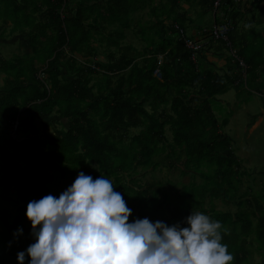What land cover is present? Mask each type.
Masks as SVG:
<instances>
[{
    "label": "trees",
    "instance_id": "16d2710c",
    "mask_svg": "<svg viewBox=\"0 0 264 264\" xmlns=\"http://www.w3.org/2000/svg\"><path fill=\"white\" fill-rule=\"evenodd\" d=\"M216 1L0 0V51L16 49L0 55V264H19L18 253L36 242L28 203L59 198L80 172L112 181L132 210L129 223L148 218L187 227L186 218L199 211L226 230L221 243L230 264H264V194L253 195L211 106L243 81L264 101V0H221L214 10ZM195 7L197 15L211 12L212 27L230 26L227 42L197 30L235 50L223 74L199 62L204 44L192 59L180 39L176 26L197 41L185 35ZM142 12L145 25L133 20ZM249 15L257 25L242 32ZM36 119L44 122L41 137L29 134L37 132ZM164 166L189 182L167 189L144 181L146 172Z\"/></svg>",
    "mask_w": 264,
    "mask_h": 264
},
{
    "label": "clouds",
    "instance_id": "9594fccd",
    "mask_svg": "<svg viewBox=\"0 0 264 264\" xmlns=\"http://www.w3.org/2000/svg\"><path fill=\"white\" fill-rule=\"evenodd\" d=\"M254 122V121H253ZM110 179L80 172L59 198L28 203L35 243L19 264H230L222 224L199 211L168 226L148 218L129 223L132 210ZM42 226V227H41ZM22 233V229L20 230Z\"/></svg>",
    "mask_w": 264,
    "mask_h": 264
},
{
    "label": "rangeland",
    "instance_id": "374dc122",
    "mask_svg": "<svg viewBox=\"0 0 264 264\" xmlns=\"http://www.w3.org/2000/svg\"><path fill=\"white\" fill-rule=\"evenodd\" d=\"M198 11L196 7L191 10V15L189 17H191L192 25L188 26V23L185 25V35L187 36L192 34L193 29H211L212 27L213 16L211 12H202L197 15L196 13ZM133 20L134 22L140 20V23L145 25V22L148 21V16L146 12H142L141 14L137 13L133 16ZM127 35L129 41L133 45L139 49L142 47L131 32ZM15 40L16 38L13 40L11 39L10 42H15ZM6 43H9V41ZM14 52H16L15 47L6 45V47L0 51V55L7 58ZM103 57V54H100L98 59L102 61L104 60ZM229 57H232L229 52L221 57L224 58L222 59L224 64H231ZM241 67L243 68V65H241ZM212 68L217 72L215 67L212 66ZM241 73L243 75V80H245V74L242 71ZM3 83V77L1 75L0 87ZM259 94L260 93H253L248 90L243 81L238 87L233 85L230 86L226 94L217 96L211 103L218 122L225 125L224 131L227 136L230 137L232 147L246 170L249 179L247 184L252 188L253 195L255 193H259L260 195L264 194V101H262ZM252 119H255V121L253 122ZM34 127L37 132L29 134L41 137V132L44 131L43 119L34 120ZM51 132L52 128L49 129L48 133ZM144 175V181H161L165 183L167 189L177 182L188 183L190 180L189 176L181 177L179 170L170 169L165 166L153 173L146 172ZM252 181L253 183H251ZM13 191L14 190H12V192ZM260 203L264 207V201ZM215 206L220 210L226 209L225 206L219 202H216ZM251 260L253 263H257L260 258L256 254H252Z\"/></svg>",
    "mask_w": 264,
    "mask_h": 264
},
{
    "label": "crops",
    "instance_id": "0c3cea01",
    "mask_svg": "<svg viewBox=\"0 0 264 264\" xmlns=\"http://www.w3.org/2000/svg\"><path fill=\"white\" fill-rule=\"evenodd\" d=\"M236 1H240V0H236ZM253 1H250V4ZM184 9H187L186 5H183ZM260 8V17H261V23H262V27H263V33H264V2L259 6ZM191 15V12H189L187 14L188 18ZM255 16V14H254ZM255 17H251V15H249V18L247 19L246 16H244L243 20L240 22V29L243 32V30H248L250 27H254L257 25V19H254ZM250 22V23H249ZM249 23V24H248ZM257 28V27H256ZM261 28V25L258 27V29ZM198 29H193L192 30V34L191 37H193L195 40L200 41L201 44L205 45V48L203 51H201L199 53V62L204 63L206 65L209 66H213L215 67V69L217 70V72L220 73H224L227 71V68H229L226 64L223 63L224 58H221L222 56H225L226 53H228V51L223 48V46L221 47L220 45H217L216 42H212L209 38V35H203V36H199L197 35V31ZM223 49V51H222ZM222 55V56H221ZM220 57V59H219ZM203 64V65H204Z\"/></svg>",
    "mask_w": 264,
    "mask_h": 264
},
{
    "label": "built area",
    "instance_id": "2783aa9c",
    "mask_svg": "<svg viewBox=\"0 0 264 264\" xmlns=\"http://www.w3.org/2000/svg\"><path fill=\"white\" fill-rule=\"evenodd\" d=\"M221 0H217L214 3V10L218 7L219 3ZM176 28L179 30L180 33V39L183 41L184 46L187 50H189L192 53V59L195 58V55H197L201 49V43L197 42V41H190L188 40L184 35H183V29H179L177 26ZM230 26L228 23H221L219 25H214L211 30L208 29H202L201 33H208L211 37H213L215 40H222L224 42H227V33L229 32ZM200 33V34H201ZM229 45V44H228ZM228 52L230 53L231 56H235V50H233L232 48L228 49ZM162 56L159 55L158 56V61H157V65H160L162 62ZM240 66L243 65V63L241 61H239ZM244 67V65H243ZM155 76L160 79L161 75L159 73L158 70L155 71Z\"/></svg>",
    "mask_w": 264,
    "mask_h": 264
}]
</instances>
